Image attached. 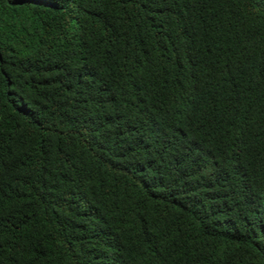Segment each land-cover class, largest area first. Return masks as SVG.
I'll list each match as a JSON object with an SVG mask.
<instances>
[{"label": "trees", "instance_id": "1", "mask_svg": "<svg viewBox=\"0 0 264 264\" xmlns=\"http://www.w3.org/2000/svg\"><path fill=\"white\" fill-rule=\"evenodd\" d=\"M0 264H264V0H0Z\"/></svg>", "mask_w": 264, "mask_h": 264}]
</instances>
